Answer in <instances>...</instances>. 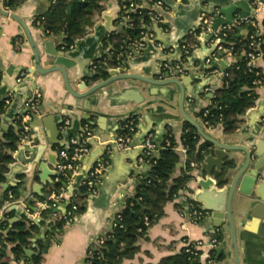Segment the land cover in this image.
<instances>
[{"label": "crops", "instance_id": "obj_1", "mask_svg": "<svg viewBox=\"0 0 264 264\" xmlns=\"http://www.w3.org/2000/svg\"><path fill=\"white\" fill-rule=\"evenodd\" d=\"M122 1L105 0L104 10L96 14L94 24L88 28L86 35L94 32V27L98 22H104L102 19V13L104 11L118 9L119 15L121 16ZM211 1L219 2L224 8L230 7L235 2V0ZM158 2L159 0H145L142 5L154 9L159 5ZM212 2L204 3L201 0H164L162 5L169 12L167 22H170L174 28L176 36L181 37L180 45H178L176 39L173 40L167 35H156L168 41V44L170 43L172 47L163 50V52L160 49L148 47L145 49L146 53L142 51L139 56H135L132 49L138 50L139 47L135 43L131 44L129 51H127L129 59L132 62H141L134 71L154 75L162 58L169 60L180 59L182 55L180 48L182 40L187 34L193 32L192 30L200 21L202 13L214 9ZM50 4L51 0H23V3L16 10H10L19 15L29 26L38 28V30H33V37L41 51L42 64L47 60V56L44 53L45 41L54 40L58 49L66 50L63 48L64 46H62L64 42L63 34L61 35L60 33L58 35L48 36L42 27L34 24V18L48 11ZM170 5H172V7ZM3 8L5 7L3 6ZM241 13L242 10L237 9L235 17L238 18ZM258 20H264V10L259 13ZM128 21L129 18L123 17L119 23L125 27ZM151 26L157 29L155 21H153ZM238 26L240 28L239 34H245L246 29L240 25ZM162 27L165 32L171 31L169 27L164 25H162ZM22 32L23 29L17 21L0 14V61L4 67L13 64L15 66V71L19 67H24L29 71V68L34 66L32 48L23 39ZM198 38H201V35H198ZM19 39H23L24 43L17 47L15 42ZM216 40L217 39L214 38L210 41L208 47H213ZM105 41L103 42V52L106 55L103 59L107 57L110 58L115 49L112 43L105 44ZM110 44L112 45V50L109 52ZM198 47L195 48L194 53L187 58L185 63L184 79L186 81L187 98L184 106L186 112L200 122L201 120L196 116V113L211 104L214 90L223 84V74L232 63L233 57L223 56V59L217 61L218 67L216 69H210L209 64L204 62L205 56L198 57L196 54V49ZM89 49H91L90 45L85 51L87 52ZM205 51L209 52L210 49L206 47ZM221 63H224L225 67L221 65ZM257 66L261 67L264 71V57L257 61ZM223 68H225V70H223ZM215 70H218L219 73L217 74ZM150 88L151 86L139 80H119L97 91L88 98L79 99L68 93L64 85L63 77L59 72H54L46 76L28 72L27 76L19 84L15 81V74L11 77L7 75L0 76V99H7L9 96L13 97L8 109L14 107L17 112H22L25 109L24 104L26 100L34 96L36 92L41 93V104L39 105L40 118L51 116L54 124H57L61 118H63V122L59 125L62 132L60 143L67 140L70 132L74 134L85 126L83 121L86 119H84L83 116L86 114L87 110L93 114L90 120H87L89 124L92 121L97 122V125L91 126L92 130L95 132L94 137L90 140L95 147L91 146V149H97L110 138L116 137L120 132L124 120L131 115H137L139 117L137 130L133 135L136 142H140L150 134L153 135V138H163V141L168 134L174 136L177 142V149L182 156L179 164L182 165L177 168L173 177L180 176L183 171H186L192 173L193 178L188 182V189L181 191L179 197L168 202L165 206V214L149 227L145 236L139 238V249L135 255L123 259L121 264H158L162 257L178 253L189 242L198 239H208L218 227L223 228V239L221 242L222 245L225 246V249L221 254H224V258L219 262L213 260L212 264H234V259L230 256V254H232V249L230 232L227 226L225 224L216 226L214 232H212L213 225L209 222L211 219L209 214L197 223L193 222L189 214L191 204L190 197L198 188L197 174L200 170V166L192 167L187 161L188 155L183 151L184 146L181 139L184 131V121L181 116L179 105L180 88L177 85H171L170 91L172 92H168L169 99L164 97L163 94L158 96L152 95L150 93ZM258 91L260 96L256 106L248 110L243 116V122L236 132L226 134L221 125L207 128L203 124L206 131L216 140L228 144H247V142H245L246 140L254 138L256 141L262 143V149L264 150V133L262 134L264 130V121L262 123L258 122L264 106V84L259 86ZM87 100L90 101V106L88 109H85ZM16 118L12 121L13 126H16ZM67 118L70 119V124L68 125L65 123ZM29 124L32 136L27 142L31 141V138L35 140L31 148L32 151H34L32 154L35 155L40 151V158L46 161V163H49L51 156L55 162L57 159L55 149L58 150L59 146H53L52 149L54 151L51 152V144L44 126H33V119ZM1 135L2 133L0 132V137ZM28 144L30 146V143ZM49 153L51 155L50 158L48 156ZM14 154L16 155V160L11 164L17 163V165L21 167L23 161L31 160L29 153L23 154V152L17 150ZM233 155L236 156L234 160L236 165H241L244 162L245 155L243 152H234ZM85 159L86 158L81 162V166L84 164ZM130 162V160H126V163L129 164ZM145 164L146 163H140V165ZM25 166L27 168L26 173L18 174L12 182L18 187L19 193L20 190L22 192L27 191L29 195L28 197H25L23 193H20L17 197L14 195V202L10 203L11 201L6 199V196L12 192L10 188L6 192L7 194H5V200L2 201L1 193L3 192V185L5 182L2 183L0 185V219L4 217L6 212H11V224L23 221L27 217L26 215L20 214L23 208L22 203L32 197L34 199L32 204L38 209L27 210V212L29 211V213L35 215V221H39L37 223L39 227L30 238V244L25 248L33 249L38 252V254L27 257L25 253L24 257L17 260L12 251L13 244H10L6 256L0 257V264H34L32 258L40 254L43 256V259L39 264H84L90 248L100 243V238L105 237L112 229L110 225L118 211L123 207L126 195H133L135 193L137 183L130 180L125 186L119 185V191L108 206L107 204L104 205L105 203L101 200L89 198L86 196L87 192L82 193L81 195L86 197L87 201L86 210L77 215L74 219L69 220L64 226L63 231L59 232L55 224L57 220L64 217H62L61 213L56 214L53 210L55 208L62 209L64 200H62L60 195L56 192L50 191L48 183L43 184L41 182L39 176L40 171L36 170L37 165L35 163L30 162ZM50 167L53 166L50 165ZM262 171L264 172V167ZM52 178L56 180L59 177L53 176ZM261 181L264 182V180ZM69 183H74V178L72 180L70 179ZM122 188L126 190L125 194L120 192ZM63 192L67 194L66 191ZM76 193L77 192L72 193L71 197ZM46 194H49L48 197L50 198L57 199L55 206H53V202H49L44 198ZM183 199L188 201L189 210L184 208L182 204ZM45 203L47 204V209L51 208V214L47 217L42 215V212L46 210L44 209ZM197 204L201 207V204L198 202ZM12 205L17 206L20 211L16 209L10 210ZM237 216L238 218H242L243 215L238 214ZM14 218L16 220H14ZM42 229L46 230L47 235L45 239L47 242L42 237ZM257 243V250L255 251L253 249L254 251L252 250V252H257L260 258L264 260V236H261ZM204 254H207V256L202 258L201 261L203 264H206L209 253L204 251L203 256ZM242 257H244V254H242Z\"/></svg>", "mask_w": 264, "mask_h": 264}, {"label": "water", "instance_id": "obj_2", "mask_svg": "<svg viewBox=\"0 0 264 264\" xmlns=\"http://www.w3.org/2000/svg\"><path fill=\"white\" fill-rule=\"evenodd\" d=\"M122 1V0H121ZM164 3V0H159ZM204 3H210L211 0H201ZM214 9L211 11H206L207 13L213 16L212 18V28L217 30L220 26L225 25H235V20L247 17L252 11L251 0H235L228 8H224L219 2H212ZM172 7V5H170ZM237 9H241L242 13L238 18L235 17V12ZM157 14L160 15L161 20H156V28L152 26H145L147 32L153 33L154 38L151 40L148 36L143 38L145 43L144 47H139L138 50L132 49L135 56H139L143 51L146 53L145 49L148 47H154L160 49L162 52L165 49L172 47L168 41L163 38H159L156 35L168 36L171 39H176L178 45H180L181 37H177L174 32V28L167 22L169 18V12L163 5H158L156 8L152 9ZM0 14L6 17H9L17 21L22 29V37L32 48L34 55V66L29 68V71L24 67H19L15 71V66L10 64L7 67H4L0 61V76L7 75L13 76L15 74V81L18 75L22 71H28L31 73H36L38 75L46 76L48 74L59 72L61 73L64 85L69 94L75 98L85 99L96 93L97 91L111 85L112 83L119 80H139L149 86L150 93L154 96L163 94L164 97L169 99L168 92L170 91L171 85H177L180 88V112L184 122H189L192 124L198 131L199 135L206 141L210 142L212 146L210 147V152L206 156L205 160L200 165V170L197 174V184L198 188L194 191L191 200L201 204L203 210H205L210 216V223H212L213 230L216 226H221L225 224L230 232V241L232 249V258L234 259V264H264V260L260 258V255L256 252H252L254 249L257 250L259 239L261 236H264V172L262 171L264 167V150L262 149V143L256 141L254 138L246 140L247 144H228L223 143L215 138H213L204 128V125L198 122L196 119L191 117L185 110V101L187 98V88L186 81L184 79V72L186 67V60L191 55L186 58L184 61L183 51L180 59H163L161 60L159 67L154 75H148L140 72L134 71V69L141 64V62H132L129 59L127 54L126 59L121 62L120 65L113 67L107 65L108 77L106 79H96L98 72L94 70L95 62L102 60L106 55L103 52V42L112 34L121 32L124 29L119 21L121 16L119 15L118 9H112L110 11H104L102 13V19L104 22H98L94 27V32L88 34L83 38H78L75 41L74 46L70 50L66 51L64 49H58L54 43V40L44 42V53L46 54L47 60L42 64V54L37 45L36 40L33 37V30H38L35 26H29L19 15L11 12L8 9L3 8V0H0ZM162 25L169 27L170 32H165ZM200 26V21L194 26L193 30L198 29ZM62 35V33H61ZM214 39L213 33L203 34L201 38L197 37V42L199 47L196 49V54L198 57H204V62L209 64L210 69H216L217 61L223 59L225 51L218 50L217 44L218 40L214 46H209L208 43ZM167 44V45H166ZM91 46L89 51H85L88 46ZM74 47V48H73ZM209 48L210 51L206 52L205 48ZM64 48V47H63ZM112 50V45H109V52ZM183 60V71L176 70L174 74L166 73L162 74V64L164 62H173V61H182ZM224 65V63H221ZM225 67V65H224ZM83 68V69H82ZM76 70V72H75ZM225 70V68H223ZM17 82V81H16ZM17 84H19L17 82ZM10 97V96H9ZM34 96H31L27 100H30ZM5 99V98H4ZM2 100V99H0ZM26 100V101H27ZM258 101V100H257ZM257 104V103H256ZM90 106V101L87 100L85 104V109H88ZM259 108V106H258ZM27 112L25 108L22 112H17L13 108H7L6 113L2 116V124L0 132L3 134L7 131L12 125V121L17 116H22ZM40 109L38 107V112L32 114V119L34 121L33 126H44L47 131L49 142L51 144L50 150L53 146H62L69 142L71 137H77L79 133L83 130V127L76 133L70 132L67 140L63 143H60L61 130L59 125L63 122V118L57 123L52 122L51 116H44L40 118L39 116ZM92 112L87 110L86 114L83 116L84 119L90 120L92 117ZM127 119V118H126ZM125 119V120H126ZM124 120V121H125ZM264 121V106L263 112L261 113L258 122L262 123ZM97 122H90L92 125H97ZM138 126V124H137ZM93 131L94 137L95 132ZM264 133V130L262 134ZM90 138V140H91ZM114 138H110L107 142L101 144V147L90 149V152L86 154L82 159H85L84 164L79 168L78 174L74 178V183L70 184L69 182H62V187L58 188L59 179L53 180L54 177L60 175L58 171V150H56L57 159L54 162L52 156L49 153V163H46L43 159L40 158L41 153L32 154V146L34 144V139L31 138V141L25 142L22 145H18V151L29 153L31 160L23 161V165L20 167L15 164L9 165V172L6 174V181L3 185V192L1 193V200H5L6 192L15 187L12 182L18 174L26 173V164L32 162L37 165L36 170H39V176L43 184H49L50 191L56 192L60 195L61 199L64 200L63 208H55L53 212L61 213L62 217H65L66 211L69 207L71 201V195L74 192L81 194V186L86 181L89 176L90 171L92 170L95 163L100 160L107 151H110L108 156L110 159V165L108 166L106 172L101 177V182L97 184L96 194L87 192L86 196L91 199L101 200L107 206L110 205L116 193L119 191V185L125 186L132 180L134 183L138 182L139 177H143L146 174V170L149 168V164L140 165V157L143 155L144 147L143 138L140 142H136L133 138L131 146L128 149L121 150L118 148ZM154 141L161 145L163 138H153ZM89 140V142H90ZM27 143V144H26ZM30 143V146L29 144ZM92 147H95L94 144L90 142ZM42 149V146H41ZM40 149V150H41ZM16 150V151H17ZM16 151L13 152L14 160H16ZM234 152H243L245 155L244 162L241 165H236L234 160L236 156L233 155ZM33 155V156H32ZM39 156V157H38ZM229 159V160H227ZM126 160L131 162L128 164ZM229 162H233V165ZM53 166V167H50ZM182 164H178L180 167ZM49 191V192H50ZM63 191H66L64 193ZM122 194L126 193L124 188L120 189ZM25 197H28L27 191H21ZM49 194H46V198L49 202L57 203V199L48 197ZM34 199L28 198L22 203L23 208L21 210V215H26L27 210H37L36 206H33ZM182 204L186 210H189L188 201L183 199ZM20 209L12 205L10 210ZM238 214L243 215L242 218H238ZM14 220H16L14 218ZM115 218L110 225V228H113ZM38 223L39 221H35ZM46 229V228H45ZM42 237L46 238V230L41 231ZM223 232V228H222ZM40 234V235H41ZM46 241V239H45ZM47 242V241H46ZM256 246V247H255ZM225 249V246L221 244L217 248L218 254H221ZM253 250V251H254ZM25 253L27 257H31L38 252L30 248H25ZM244 254V257H242ZM207 254L202 255V258H205ZM201 258V259H202Z\"/></svg>", "mask_w": 264, "mask_h": 264}, {"label": "trees", "instance_id": "obj_3", "mask_svg": "<svg viewBox=\"0 0 264 264\" xmlns=\"http://www.w3.org/2000/svg\"><path fill=\"white\" fill-rule=\"evenodd\" d=\"M104 1L51 0L48 11L37 15L34 18V24L42 27L48 36L62 33L64 40L62 46L68 50L74 46L77 38L87 34L88 28L94 24L96 14L104 10ZM135 1L143 4L145 0ZM22 3L23 0H3V6L9 10H16ZM129 3L128 0L122 1V4L129 5ZM156 14L147 6L133 11L121 10V20L124 16H128L129 21L123 31L112 33L105 41V44L112 43L115 49L110 58L95 62L94 70L98 72L96 79L108 77L107 65L116 67L121 64L118 59L121 45L129 51L130 45L141 39L147 32L145 26L152 25V17ZM240 26L246 29L245 34H239V26H228L221 32L222 45L234 53L233 61L225 70L227 75L223 79V84L214 90L211 104L196 113L201 123L207 128L221 125L226 134H232L238 130L243 122V116L256 106L260 96L259 86L254 84L255 71L249 70L246 56L247 51L251 49L250 36L256 28L247 23ZM200 33L201 29L198 28L187 34L181 46L187 45L193 52L198 47L197 37ZM257 41L259 46L256 51L264 53V28L261 35L257 37ZM186 58L187 56L183 55L182 59L186 60ZM256 70L261 72V78L264 81L263 69L258 67ZM5 101L6 99L0 100V128L2 116L8 108ZM23 116L17 117L16 126L11 125L0 137V185L6 181L9 165L14 161L13 152L18 149L19 142L25 133ZM130 117L138 121L137 115ZM83 124L91 127L87 120H84ZM120 132L125 133L126 131L121 130ZM167 140L170 141L169 145H167ZM181 140L183 146L187 148L188 163L195 161L199 167L209 154L212 144L203 140L197 129L189 122H184ZM161 146L156 156L147 158L150 159L149 168L145 176L138 179L135 193L126 195L123 207L115 217L113 228L105 237L100 238V243L90 248L91 254H88L84 264H121L123 259L135 255L139 249V238L145 236L149 227L165 214L166 204L179 197L181 191L188 189V182L193 178L192 173L183 171L180 176L173 177L182 158L181 153L176 150L177 142L174 136L166 135ZM229 163L233 165V162ZM58 177V188L62 187L63 181L69 182L70 180L63 174ZM11 191L16 197L20 194L17 186L12 187ZM84 192H88V188L83 183L81 194ZM81 194L76 193V197L73 198L74 202L78 203L77 215L83 213L87 207L86 197ZM6 199L13 200L9 195ZM190 202L197 204L193 200ZM50 212L51 208L46 209L42 215L47 217L51 214ZM11 216V212H6L0 219V257H5L8 246L13 244V254L17 260H20L25 256V247L30 244V238L38 230L39 224L27 218L11 224ZM68 221V217L57 220L56 229L62 232ZM218 238L222 240L223 234L220 233ZM192 248V244L186 245L178 253L162 257L158 264H203L200 256H194ZM223 258L224 254H218L217 250L211 252L210 259L219 262ZM42 259L41 254L32 258L34 264H39Z\"/></svg>", "mask_w": 264, "mask_h": 264}, {"label": "built area", "instance_id": "obj_4", "mask_svg": "<svg viewBox=\"0 0 264 264\" xmlns=\"http://www.w3.org/2000/svg\"><path fill=\"white\" fill-rule=\"evenodd\" d=\"M130 3L129 5L122 4L121 5V10L125 11H133L137 10L143 7L142 4L137 3L135 0H128ZM159 5H162V2H158ZM251 6H252V11L249 16L244 17L239 19V21H235V27L238 25H241L243 23H247L253 27L256 28L255 32L250 36L251 41H250V50L247 51L246 56L248 59L247 65L250 71H255V76L256 79L254 80V84L257 86H261L264 84L263 78H261V72L259 70H256L258 68L257 66V61L264 57L263 52L256 51L258 48L259 44L257 41V37L261 35L262 30L264 28V20L259 21L258 20V15L259 13L264 10V0H251ZM6 9V8H5ZM9 10V9H8ZM128 18V16H124ZM153 19L156 20H161V17L159 14H156L152 17ZM212 18L213 16L207 12L202 13L200 16V26L198 28L201 29V33L199 35L203 34H208V33H213L214 38L217 39L218 43L217 48L218 50H224L226 53L227 57H234V53L226 48L223 47L222 41L223 38L220 36L221 32L228 26H233V25H225V26H220L217 30H214L212 28ZM191 33V32H190ZM145 36H148L151 40L154 38V34L150 32H146L141 39L137 40L135 44L138 47H144L145 43L143 41V38ZM22 43H24L23 39H19L15 42L16 46H20ZM124 45H121V51L118 54V59L122 62L126 59V55L128 52L124 49ZM183 55L185 56H190L191 55V50L187 47V45L181 46ZM185 61V60H184ZM178 71H183V60L182 61H173V62H164L162 64V74L165 75L166 73L169 74H174V72ZM215 72L218 74L219 71L215 70ZM28 72L27 71H22L18 77L16 78V81L18 83H21L23 79L27 76ZM227 74L224 73L223 77H225ZM41 93L36 92L34 97L31 98L30 100H27L24 104L25 108H27L26 114L22 118L23 122V127L25 130L24 135L22 136L19 145H22L23 143L27 142L28 139L32 136L31 134V127L29 122L32 120V114L38 112V107L40 104L41 100ZM13 100V97L10 96L6 99V104L9 106ZM139 121V117H137ZM138 121H135L133 118L128 116V118L122 123L121 125V130H125L126 132H119L117 135V138L115 140L117 146L119 149L124 150L128 149L131 146V143L133 141V135L137 130V124ZM65 123L68 125L70 124V119L67 118L65 120ZM93 136V131L92 128L86 124L83 127V130L79 133L77 137H71L69 142L66 144H63L62 146H59L58 148V156H59V163H58V171L60 174H63L64 176L68 177L69 179H73V177L78 174V170L81 167V159L90 152L91 145H90V138ZM170 144V141L167 140V145ZM143 147H144V153L141 156V162L149 164L150 159H147L151 156H156L162 147L161 145H158L154 139L153 135H148L144 142H143ZM176 150H178L176 148ZM187 154V148L184 147L183 150ZM109 153L110 151H107L106 154L98 160L95 165L93 166L92 170L89 173L88 178L84 182V184L87 185L88 192H91L92 194H96L97 192V184L101 182V177L104 175L106 172L110 161H109ZM192 167L197 166V163L195 161H192L191 163ZM10 198H14V195L12 192L9 193ZM74 197H76V194H73L71 197V201L69 204V207L66 211L65 217H68L69 220L74 219L77 214L76 211L78 209V203L75 201L74 202ZM14 201L12 200L10 203H13ZM56 204H53L55 206ZM44 209H47V204L45 203ZM42 211V210H41ZM193 222L197 223L198 221L202 220L203 218L206 217L208 214L205 210H203L198 204L191 203L190 204V212H189ZM27 219L31 221H35V215H32L29 213V211L26 213ZM222 233V228L218 227L216 228L215 232L208 238V239H198L192 242H189L187 246H190L192 244V253L194 254L195 257L200 256L202 258V255L205 252H208V261L206 264H212L213 260L211 258V252L214 250H217V248L220 245L221 240L218 238V235ZM189 250V248H188ZM201 251V253H199ZM89 254H91V251H89Z\"/></svg>", "mask_w": 264, "mask_h": 264}]
</instances>
